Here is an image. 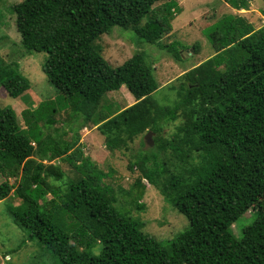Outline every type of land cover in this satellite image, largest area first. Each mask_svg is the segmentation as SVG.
<instances>
[{"label": "trees", "instance_id": "obj_1", "mask_svg": "<svg viewBox=\"0 0 264 264\" xmlns=\"http://www.w3.org/2000/svg\"><path fill=\"white\" fill-rule=\"evenodd\" d=\"M228 2L249 7L248 0ZM12 10L23 48L48 53V80L74 115L97 126L108 150L128 149L147 131L157 135L155 146L129 163L140 172L125 191L134 192L130 203L146 208L147 181L190 221L167 241L145 233L138 217L118 205L107 173L85 155L79 135L73 142L43 137L37 121L54 124L62 107L42 101L24 112L25 128L11 106H0V200H19L8 206L15 225L61 264H264V210L233 228L264 197V25L222 17L209 34L214 55L171 81L168 92L176 98L161 103L153 96L159 82L145 53L113 66L99 39L115 26L131 28L175 60L186 59L188 46L163 43L178 12L175 0H22ZM199 48L196 42L194 53ZM0 84L17 97L30 80L13 61L0 63ZM123 85L135 101L111 111L108 94ZM102 105L110 109L100 110ZM178 119L172 137H165L164 126ZM167 152L172 159L160 156ZM58 159L82 173L65 188L52 182L65 177Z\"/></svg>", "mask_w": 264, "mask_h": 264}, {"label": "rangeland", "instance_id": "obj_2", "mask_svg": "<svg viewBox=\"0 0 264 264\" xmlns=\"http://www.w3.org/2000/svg\"><path fill=\"white\" fill-rule=\"evenodd\" d=\"M22 0H0V63H19L21 72L30 80L29 88L17 97L11 96L4 86L0 84V106H11L17 113L18 122L22 127H26V121L23 117L24 112H33L40 107L42 101L52 102L61 111L54 114L56 121L52 125L45 123V120H38L37 124L42 131L43 137L52 135L66 142L80 136L81 148L86 156L99 168L107 173L105 182L109 183L118 195V205L125 207L124 211L132 217L142 222V230L154 236L161 241H167L174 238L190 226L189 219L171 203L166 201L163 194L156 186L150 185L147 181L145 194L142 202H145L144 210H137L130 201L134 192L129 196L125 191L129 190L135 179L139 177L138 168L130 170L129 163L134 160L140 151L154 147L145 140V135H140L132 142L128 149L110 151L105 146L104 136L99 132L94 123L85 122V118L80 115H74L71 102L63 99L59 90L48 80L43 71V63L48 57V53L41 51L27 52L21 44V35L17 30L16 14L12 10V5ZM177 5V15L173 20L171 32L164 36L165 45L172 42H180L188 50H184L186 59L177 61L168 52L157 44H152L140 38L136 32L131 29H125L120 26L113 28L114 33L103 35L99 39V44L103 48V55L113 66L122 64L134 53L142 51L146 55L147 61L154 67V75L159 82L158 90L153 96L161 103L174 101L176 94L168 92V86L178 76L191 69L195 65L205 61L214 55L215 50L212 45L209 34L213 31L214 25L222 17L228 14L243 16L251 20L255 26L263 24L264 0H251L252 11L245 15L244 10L235 9L228 0H175ZM255 7V9H253ZM147 20V17L143 22ZM199 43V52L194 53L193 46ZM180 48V45L178 46ZM108 100L113 104L111 111L130 106L134 99L129 89L123 85L119 90L111 91L108 94ZM114 103H116L114 105ZM66 107V108H64ZM108 111L102 105L100 110ZM47 113V112H46ZM45 115V112H42ZM181 119L164 126L163 135L167 138L172 137ZM76 133L77 128H79ZM148 132V131H147ZM157 136L152 134V139ZM144 141V142H143ZM35 145V143H33ZM169 152L163 153L162 158L172 159ZM65 171L63 180L55 182L65 188L70 179H79L82 173L66 161L58 159L56 161ZM178 163V162H176ZM5 179L0 175V182ZM14 179L11 178L10 182ZM137 191H135L136 194ZM128 201V203H127ZM19 200L9 197L6 200H0V264H61L58 257L44 244L37 239H30L29 232L15 225L12 215L8 211V206L18 204ZM264 210V197L249 212L244 214L233 226L238 230L252 221V212ZM235 230V231H236ZM237 234V233H236ZM238 235V234H237ZM240 235V234H239ZM238 235V236H239Z\"/></svg>", "mask_w": 264, "mask_h": 264}, {"label": "water", "instance_id": "obj_3", "mask_svg": "<svg viewBox=\"0 0 264 264\" xmlns=\"http://www.w3.org/2000/svg\"><path fill=\"white\" fill-rule=\"evenodd\" d=\"M154 132H152V131H148V133L145 135V140H146V142L148 143V144H153L154 143V141H153V139H152V134H153Z\"/></svg>", "mask_w": 264, "mask_h": 264}, {"label": "crops", "instance_id": "obj_4", "mask_svg": "<svg viewBox=\"0 0 264 264\" xmlns=\"http://www.w3.org/2000/svg\"><path fill=\"white\" fill-rule=\"evenodd\" d=\"M248 2H249V7H248V9H242V10H244V11H246V12H244V14L245 15H247L248 14V11L250 10V11H252V5H253V3H252V1L251 0H248ZM253 9H255V7H253ZM260 9H261V6H260ZM249 22H252L251 20H248ZM253 23V22H252ZM260 26V25H259ZM256 28L258 27V26H255ZM135 101V100H134ZM133 101V102H134Z\"/></svg>", "mask_w": 264, "mask_h": 264}, {"label": "clouds", "instance_id": "obj_5", "mask_svg": "<svg viewBox=\"0 0 264 264\" xmlns=\"http://www.w3.org/2000/svg\"><path fill=\"white\" fill-rule=\"evenodd\" d=\"M234 8V7H233ZM262 25H264V17H263V24ZM148 133V132H147Z\"/></svg>", "mask_w": 264, "mask_h": 264}]
</instances>
